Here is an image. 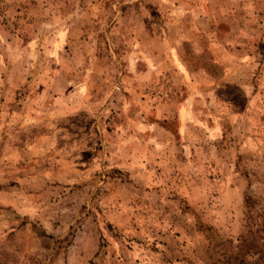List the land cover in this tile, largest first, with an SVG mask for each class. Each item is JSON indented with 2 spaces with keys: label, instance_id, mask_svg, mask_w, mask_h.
<instances>
[{
  "label": "rangeland",
  "instance_id": "374dc122",
  "mask_svg": "<svg viewBox=\"0 0 264 264\" xmlns=\"http://www.w3.org/2000/svg\"><path fill=\"white\" fill-rule=\"evenodd\" d=\"M263 212L264 0H0V264H253Z\"/></svg>",
  "mask_w": 264,
  "mask_h": 264
},
{
  "label": "trees",
  "instance_id": "16d2710c",
  "mask_svg": "<svg viewBox=\"0 0 264 264\" xmlns=\"http://www.w3.org/2000/svg\"><path fill=\"white\" fill-rule=\"evenodd\" d=\"M258 219L260 220L261 228H257L256 231H249L244 236V240H241V247H244L245 240L248 241V239H251L252 245L250 249H247L249 251H245V255L248 254L256 255V262L253 264H257L258 260L264 257V212L257 215ZM243 249H241L240 258L246 262V260L242 256ZM235 259V258H234ZM230 264H233L230 262ZM251 264V263H250Z\"/></svg>",
  "mask_w": 264,
  "mask_h": 264
},
{
  "label": "crops",
  "instance_id": "0c3cea01",
  "mask_svg": "<svg viewBox=\"0 0 264 264\" xmlns=\"http://www.w3.org/2000/svg\"><path fill=\"white\" fill-rule=\"evenodd\" d=\"M177 118H178L177 120H178L179 124L182 125V123H181V119L179 118V115H178ZM192 123H193V122H192ZM185 125H186V124H185ZM190 126H191V125H190ZM190 126H189V127H190ZM189 127H188V128H189ZM193 127H194V126H193ZM193 127H190V129H192V130L194 131L195 129H194Z\"/></svg>",
  "mask_w": 264,
  "mask_h": 264
}]
</instances>
